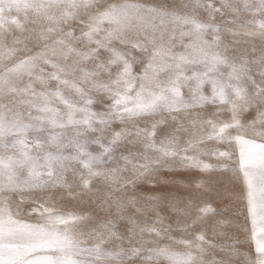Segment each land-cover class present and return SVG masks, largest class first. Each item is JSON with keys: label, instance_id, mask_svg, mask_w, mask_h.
Wrapping results in <instances>:
<instances>
[{"label": "snow or ice", "instance_id": "1", "mask_svg": "<svg viewBox=\"0 0 264 264\" xmlns=\"http://www.w3.org/2000/svg\"><path fill=\"white\" fill-rule=\"evenodd\" d=\"M208 105L229 119L192 115ZM227 173L250 223L233 234L207 202L191 217ZM66 201L105 219L82 231ZM0 264H264V0H0Z\"/></svg>", "mask_w": 264, "mask_h": 264}, {"label": "rangeland", "instance_id": "2", "mask_svg": "<svg viewBox=\"0 0 264 264\" xmlns=\"http://www.w3.org/2000/svg\"><path fill=\"white\" fill-rule=\"evenodd\" d=\"M210 39V37H209ZM119 47V45H117ZM185 94L187 95V89L184 90ZM219 109L215 106L208 105L203 109H196L193 110L192 115L196 116L199 115L202 119H214V120H227L229 119V114L227 111L220 112V114L214 115L217 113ZM170 119V118H169ZM178 119H184V117H178ZM243 120L247 121L251 119V115L245 114V116L242 118ZM186 127H189V132L181 131L177 133V135L180 137V140L182 142H186L190 138V122L189 120H185ZM141 127H144V122H141ZM167 127V125H165ZM174 130V129H173ZM203 134L207 135L208 132L211 131L210 127L205 126L202 130ZM201 149H211V148H220V149H226L227 145H218L213 141H208L205 144L199 145ZM232 151H237L234 147L230 149ZM190 155H199L195 152H190ZM203 161L207 163H213L215 164L217 161L212 158L211 156L203 155L199 157ZM204 174L200 173L198 169H188V170H181L179 173L172 174L168 173L167 171H161L158 175L151 178L152 184H149L147 182H143L142 184L138 185L137 191L133 193L131 190L127 192L128 196L132 195H151L154 193H160V192H167L169 190H172L173 186L169 184L163 183V181H169L177 177H182L186 181L192 180L195 178H198ZM213 176L220 182L222 195H218L216 193H213L211 195H206L202 197L199 200L193 201V206L191 209V217L195 218L198 214V209L203 205L204 202H207L212 205V207L216 210L217 216L215 217H208V224L209 226L214 220L223 219L225 221H228L230 223H226L223 227V231L227 234H233L237 232L236 225H239L241 228L248 227L250 228V223L246 220V209H245V201L243 199L244 192H243V185L240 178L232 177L231 173L227 174H213ZM69 180L71 181L72 178L69 177ZM154 185V187H153ZM117 195H120L119 193ZM29 205L25 204L21 211H24L27 209ZM58 209L60 212L64 214L68 213H75L79 215H91L93 219L89 221L82 222L80 225V230L82 231H89L92 228H95L98 226L99 222L102 219H105V214L100 213L97 210H95V206L89 203H77L75 201H66L58 205ZM114 211V210H113ZM141 220H143V217H141ZM151 222V218L149 220ZM123 223V222H120ZM175 229V226H173ZM195 231H199V228H197ZM248 233H243L242 236L246 238ZM209 238L211 237V229L209 227L208 232ZM188 239L191 240L194 238L193 234L190 233H183L179 230H174L172 232V239H165L161 241L162 245H169L173 248H175L178 251H183V247L181 245L174 244V240L179 239ZM218 242H225V240H220ZM114 245L109 243L106 244L105 247L111 248Z\"/></svg>", "mask_w": 264, "mask_h": 264}, {"label": "bare ground", "instance_id": "3", "mask_svg": "<svg viewBox=\"0 0 264 264\" xmlns=\"http://www.w3.org/2000/svg\"><path fill=\"white\" fill-rule=\"evenodd\" d=\"M219 181H221V180H219ZM195 202V201H194Z\"/></svg>", "mask_w": 264, "mask_h": 264}]
</instances>
